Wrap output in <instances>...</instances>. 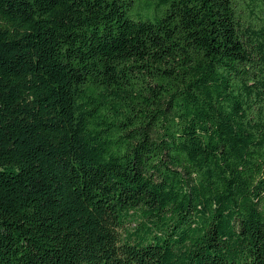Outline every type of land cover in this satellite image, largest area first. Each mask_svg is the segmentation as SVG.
Returning <instances> with one entry per match:
<instances>
[{
	"label": "trees",
	"instance_id": "1",
	"mask_svg": "<svg viewBox=\"0 0 264 264\" xmlns=\"http://www.w3.org/2000/svg\"><path fill=\"white\" fill-rule=\"evenodd\" d=\"M0 264H264V0H0Z\"/></svg>",
	"mask_w": 264,
	"mask_h": 264
}]
</instances>
